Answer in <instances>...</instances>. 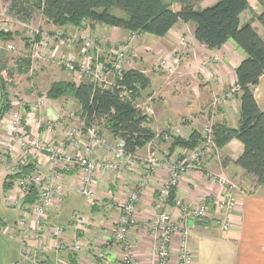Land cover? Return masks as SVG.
Wrapping results in <instances>:
<instances>
[{
	"label": "crops",
	"instance_id": "1",
	"mask_svg": "<svg viewBox=\"0 0 264 264\" xmlns=\"http://www.w3.org/2000/svg\"><path fill=\"white\" fill-rule=\"evenodd\" d=\"M215 2L216 0H203L198 4V9L210 7ZM246 2L253 11L251 15L254 18L246 16L250 13L245 11L240 15V24L249 23L264 42V30L256 20L262 7L257 0ZM171 9L178 11L179 6L172 4ZM96 28L97 32L110 43L128 35V32L118 28L102 25H97ZM186 28L189 31L188 35L185 34ZM193 30V24L179 22L164 37L157 39L149 37L166 52L176 49L185 53L183 65L185 82L178 84L176 81L166 79L156 81L154 96L164 100L165 104L163 108L156 109L153 118L151 117V129L155 134L151 142L154 144L156 156L162 162L179 154L178 148L169 150L171 142H165L166 137L162 138V135L166 136L164 132L166 127L174 125V128L180 131V137L184 138H188L192 131L200 133L201 122L194 116L198 115L200 119L207 118V109L203 110L204 104L211 100L213 95H221L235 85L234 70L245 57L244 52L232 40H228L219 49H208L194 39ZM183 35H186L188 45L181 43L180 38ZM176 84L182 85V88L178 89L176 97L173 98V93L176 92L173 86ZM168 85L170 88H167ZM253 96L259 109L264 112V74L253 88ZM236 102L237 108L235 102L231 101L222 106L219 112L210 115L211 121H224L230 127H236L239 101ZM231 103L232 110L228 107ZM27 114L32 115L29 111ZM45 116L49 117L48 114ZM186 118L187 121L182 123ZM30 126L34 135L45 136L44 128H40L35 122L32 121ZM170 134L173 135L171 130ZM3 136L1 128L0 145ZM106 141L113 143L115 140ZM149 144L135 155L144 152ZM242 151L243 147L239 142L230 141L219 149L226 157L225 160L216 165L208 159L202 172L185 174L174 191L173 198L164 201L159 195L167 176L163 165L149 171L145 163L137 160L124 165L123 174L116 176L103 169L102 164L107 156L105 150H96L94 159L99 167L95 202L88 204L83 198L84 203L80 202L78 198L80 196L77 194L79 175L62 172L59 176L61 199L48 215L51 224L64 229V240L69 241L75 237L81 245V251L78 253L63 251L56 255L50 250L40 255L37 264H55L57 258L60 264H124V249L112 243L111 230L118 219L120 204L133 190L135 184L142 180H146L147 185L137 205L136 225L130 230L126 242L127 248L140 264H155L156 240L148 232L147 225L161 212L169 213L178 221L180 211L173 205V200H180L184 205L195 208L202 198L209 204L206 215L201 219L187 222L188 249L194 255L192 264H264V193L260 190L264 186L256 185L251 176L246 175L232 163ZM44 172L48 175L47 169L44 168ZM8 175V166L0 156V264H16L20 258L21 248L15 229L19 214L11 209L8 203L9 191H4L3 188ZM217 176L223 177L233 188L222 187L215 179ZM251 185L252 188L256 187V191H246V186ZM230 193L236 198V206L229 214L220 213L214 207V203ZM223 221L229 223L228 230L222 229ZM45 241L48 245L51 244L49 237ZM178 243L179 236L175 235L170 250L171 264H176Z\"/></svg>",
	"mask_w": 264,
	"mask_h": 264
},
{
	"label": "built area",
	"instance_id": "2",
	"mask_svg": "<svg viewBox=\"0 0 264 264\" xmlns=\"http://www.w3.org/2000/svg\"><path fill=\"white\" fill-rule=\"evenodd\" d=\"M83 50L85 51V49ZM126 51V46L120 47L117 51V62L113 64V69L118 75L121 73L122 57ZM90 63L92 64L90 61L87 62L83 68L87 75H93L99 81H101V77H106L108 72L105 63L98 62L93 67ZM70 69L73 70V67L70 66ZM92 83H95L94 80ZM238 89L235 85L224 96L213 99L211 103L213 110L218 105L226 104L231 100ZM41 106H43V101L37 102L31 108V113L40 109ZM31 118L33 119V116H29L27 112L15 110L0 120L4 130L2 147L9 163V175L13 177L8 203L11 209L19 214L15 229L21 242V248L20 258L16 264H37L40 255L50 250L56 255L63 251L72 253L81 251V245L75 237L69 241L64 240V229L59 225L51 224L48 221V215L61 199L59 176L62 172L78 174L80 179L77 187L78 195L88 204L95 202L99 167L94 159L96 150H105L107 156L102 164L103 169L116 176L123 174L124 165L137 160L144 161L149 171H154L163 165L167 176L160 188L159 195L162 200L168 201L171 200V193L177 189L185 174L203 171L210 144L212 147L215 146L212 129L207 127L203 131L202 145L196 146L182 159H169L162 162L155 153L147 152L144 158L135 154H126L121 140L109 143L101 138L97 130L91 126L85 130L83 127L68 130L64 135L68 151H64L63 145H57L54 142L51 136L52 129L44 126L45 124L39 126L44 128L45 136L34 135L30 128ZM170 130L174 137H180V131L171 128L168 130V134L166 133V138H169ZM28 165L31 166V169H25ZM44 168L47 169L48 175L45 174ZM215 179L222 187L233 188L223 177L217 176ZM146 185V180L135 184L133 190L120 204L118 219L111 230L112 243L124 249V264H140L127 248L126 242L130 230L136 225L137 205ZM32 192L35 194L34 201L26 202L25 200ZM172 202L180 211L178 221L174 220L169 213L161 212L153 222L147 225L148 232L156 240L155 264H171L170 250L175 235L179 236L176 264H192L194 255L188 249L187 222L203 218L209 204L205 198H202L195 208L184 205L180 200ZM236 203L234 194L230 193L216 201L214 207L220 213L229 214L234 210ZM221 227L223 230H228L229 223L223 221ZM48 237L51 241L49 245L45 241ZM31 244L32 246H30ZM55 264H60L58 258Z\"/></svg>",
	"mask_w": 264,
	"mask_h": 264
},
{
	"label": "trees",
	"instance_id": "3",
	"mask_svg": "<svg viewBox=\"0 0 264 264\" xmlns=\"http://www.w3.org/2000/svg\"><path fill=\"white\" fill-rule=\"evenodd\" d=\"M203 0H4L8 13L22 23H27L36 12L49 22L57 25L73 24L83 26L102 25L118 28L128 33H138L164 37L177 23L194 25L193 37L208 49H219L228 40L244 52V59L234 70L235 85L239 88L236 97L239 101V117L236 127L218 121L211 127L214 144L221 149L230 141L239 142L243 151L232 162L246 175L251 176L256 185L264 186V112L256 104L253 88L264 74V42L249 23L240 24V15L249 9L246 0H217L212 6L198 9ZM262 10L256 17L264 30V3L257 0ZM179 6L178 11L171 9ZM118 10L123 16L112 14ZM91 27V26H90ZM123 77L115 85L142 84L146 79L131 70L122 73ZM70 92L79 106V119L84 130L95 120H103L102 129L112 140H121L124 152L135 154L155 137L146 125V116L125 102L117 89L103 88L92 82L60 83L50 91L48 98ZM138 95V94H137ZM11 108L8 94L0 83V118ZM101 136L100 133H98ZM200 142V134L192 131L187 139L172 138V149L191 150ZM27 166L25 169H31ZM13 177L5 178L4 191L11 189ZM171 193L170 199L173 198ZM34 193L25 200L34 201Z\"/></svg>",
	"mask_w": 264,
	"mask_h": 264
},
{
	"label": "rangeland",
	"instance_id": "4",
	"mask_svg": "<svg viewBox=\"0 0 264 264\" xmlns=\"http://www.w3.org/2000/svg\"><path fill=\"white\" fill-rule=\"evenodd\" d=\"M164 1L170 2V0ZM261 1L264 3V0ZM248 7L247 12L250 14L246 16L253 19L254 16L251 15L253 11L249 5ZM112 14L123 16L118 10H113ZM96 27V24L91 25L90 22H85L82 27L70 23L57 25L47 21L40 12H36L29 22L22 23L8 13L7 4L4 0H0V83L4 85L11 105L10 110L0 120L15 110L31 112V108L37 102L43 101V106L32 112L33 119L31 118V121L39 126L45 124L44 126L50 127L54 142L57 145H63V150L68 151V145L64 137L65 133L68 130L83 127L78 116L79 106L70 92L64 91L56 99H50L48 95L52 88L60 83L78 84L94 80V84L103 88L117 89L125 102L137 108L142 115L146 116V125L151 128V119L155 110L160 107L163 108L165 104L164 100L154 96L155 88L157 87L156 81L166 79L171 82L176 81L175 83L178 84L185 82L186 76L183 66L185 53L183 51H176V49L166 52L162 46L154 44L153 39H149V37L155 39L157 37L138 33H128V35L110 43L102 37L101 33L97 32ZM185 32V34H189L187 28ZM185 36H181L180 39L181 43L187 44ZM122 46H126L127 51L122 57L121 73L118 75L113 69V64L117 62L116 54ZM88 59L92 62V64L90 63L92 67L98 62L106 64L108 74L106 77H101V81L96 80L93 75H87L84 72L83 68L89 62L87 61ZM70 66L73 67V70L70 69ZM129 70L146 79L145 89H142L144 88L142 87L143 83H140L141 86L135 83L134 89L133 86L130 88L127 85H115L117 78L120 80L123 77L122 73ZM186 81L188 82V80ZM234 87L235 85L231 86L221 95H213L211 100L204 104L203 110L207 109V118L200 119L198 115L194 116V118L197 117L201 122L199 126L201 128V132L199 133L200 142L198 145L203 144L202 135L204 129L210 128L214 123L218 122L211 121L210 115L216 114L221 110L222 106L231 101L235 102V108H237L236 100L238 99L236 94L239 89L226 104L218 105L215 110L211 107L213 99L224 96ZM167 88H170V86L168 85ZM173 88L176 89V92L173 93V98H175L178 89L182 88V85L178 86L176 84ZM232 106V103L229 104V109L232 110ZM45 111L48 112L46 113ZM46 114L50 118L45 116ZM41 119L43 120L41 121ZM184 121L186 122L187 118L182 123ZM103 123V120H95L91 126L101 134V138L111 140L110 136L104 135L105 132L102 129ZM174 127V125L166 127L165 134L169 129ZM1 128L4 134L3 127ZM163 137L165 138V135H162ZM173 137L172 134H169V138L165 142H171L172 144ZM57 138L60 140L56 141ZM152 142L138 156L144 158L147 152L155 153L156 150L153 148L154 144ZM178 149L179 154L173 158L171 157L172 160L182 159L189 154V151L193 150ZM169 150L172 151L173 149L169 148ZM0 156L8 166L9 163L2 145H0ZM207 156L206 160L209 159L216 165L226 158L219 152V148L216 145L212 147V144H210V148L207 151ZM140 162L144 163L142 160ZM246 187V191H256V187L252 188V185ZM260 190L264 193V188ZM78 198L80 202L84 203L81 197Z\"/></svg>",
	"mask_w": 264,
	"mask_h": 264
}]
</instances>
